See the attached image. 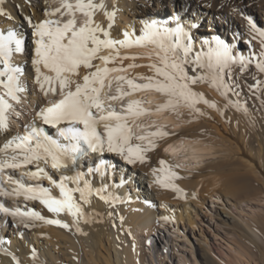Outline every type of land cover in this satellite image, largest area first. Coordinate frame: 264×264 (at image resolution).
I'll return each mask as SVG.
<instances>
[{"label": "bare ground", "instance_id": "bare-ground-1", "mask_svg": "<svg viewBox=\"0 0 264 264\" xmlns=\"http://www.w3.org/2000/svg\"><path fill=\"white\" fill-rule=\"evenodd\" d=\"M40 2L5 0L3 5L12 19L0 16V30L17 31L22 39L20 53L29 49L28 35L30 32L33 35L35 31L27 23V18L31 17L33 23L39 22L46 18V6L51 5L52 8L59 6L58 0ZM70 2L75 3V0ZM103 2L107 11H115L111 29L112 37L115 39H122V32L125 30L139 34L145 21L156 20L158 23L175 27L176 18L179 17V23L191 37L190 41H185L192 44L189 60L194 59L198 52H206L208 45L204 44V41H212L214 36L236 45L235 51L242 52L245 56L249 55L250 51L257 53L260 51L259 38L252 40L245 17H252L258 26L264 27V0H103ZM77 17L83 19L80 13H77ZM94 18L96 22L105 26L108 23L103 11H97ZM193 24L196 27H193ZM31 39L35 43L37 38L33 35ZM249 40H252L250 45L247 43ZM35 47L34 44L33 54L26 62L13 60V65L22 70L21 81L26 89L22 94L23 100L36 110L37 105L44 106L46 99L42 97L35 83V66L32 64ZM143 49L151 50V59L137 56L131 51ZM121 53L138 57L136 60H124L123 65L126 68L133 63L139 66L125 72H116L109 76V79L120 75L133 79L135 75L154 76V70L148 65L159 64V60L151 46L121 49ZM103 54L108 52L105 51ZM95 63L103 67L102 62ZM119 63L117 61L116 64L108 66H118ZM191 69V64L186 66L189 75L205 74L204 69H197L196 73ZM231 70L242 89L240 101L242 104L247 102V115L234 108L227 109L221 115L216 109L200 103L197 107L204 115H193L187 107H183L180 109L182 116L179 120L173 114L155 112L150 117H142L145 122L154 120L168 125V130L175 135L161 142L157 150L149 152L148 162L145 164L128 165L118 154L107 152L102 154L101 158L108 166L105 180L108 185L107 191L119 197V201L105 203L98 196L91 197V204L84 206L90 214L89 222L81 220L79 232L74 225L62 228L42 221H35L30 227L24 225L19 227L16 223L9 231L5 224L7 216L1 213L0 239L5 240V243L0 245V264H16L10 255L4 254L3 249L14 254L19 264H141L143 257L141 240L145 242L150 237V232L156 228L157 222L162 223L165 221L163 217H168L169 221H176L177 224L187 223L195 227L201 219L202 210L213 197L221 201L220 207L216 208V216L221 223L236 232L243 240L247 238L264 256V247L261 243L264 240V212L254 208L246 211V206L249 207L253 200L260 198L264 193V106L261 105L264 92H258L260 99H257L248 88V85L254 84L252 74H256L262 80L264 76L256 73L254 65L245 73L239 72L238 64ZM83 73L84 70L81 69V74ZM192 88L198 93H203L206 99L216 102L221 109L224 108V98L207 83H198L192 85ZM50 98L51 96L48 97ZM163 99L162 95L154 91H140L126 98L148 101L149 103L144 106L149 108ZM231 99L235 100L237 97L232 95ZM117 104L120 106L119 102ZM23 106L24 120L21 123L14 122L7 137L0 131V147L11 135L22 132V125L32 122L35 111L31 113L33 110L29 106L24 104ZM136 131L139 132L140 129ZM89 156L91 158L81 160V168L85 172L87 171L84 168L85 161L92 166L91 162L94 159L93 155ZM160 159L179 164L187 162L186 159L189 160L185 168L177 170L179 175L184 177L175 182L183 190V195L155 183L152 169L159 168ZM193 163L198 166L194 168ZM25 170L19 169L15 173L11 170L6 171L13 176L15 182ZM55 175L59 177L60 173L57 172ZM88 178L92 179L91 176ZM25 183L35 182L25 180ZM42 183L45 187L50 186L46 179ZM99 186L100 178L97 173L94 187ZM53 194H58V191L54 190ZM18 197L24 199L23 195ZM25 207L34 208L49 219L59 218L68 223L71 221V217L65 214L53 216L38 201H31L22 208ZM14 219L19 222L18 218ZM17 230L21 232L15 236L14 231ZM209 250L207 247L201 249L204 264H223V261L216 259ZM191 260L180 255L177 264H200L195 257Z\"/></svg>", "mask_w": 264, "mask_h": 264}, {"label": "snow or ice", "instance_id": "snow-or-ice-1", "mask_svg": "<svg viewBox=\"0 0 264 264\" xmlns=\"http://www.w3.org/2000/svg\"><path fill=\"white\" fill-rule=\"evenodd\" d=\"M4 4L5 0H0V16L12 19ZM58 4L55 8L46 6V18L39 22L33 23L31 17L27 18L37 38L32 60L35 83L45 98L51 96L52 99H46L43 107L37 105L32 122L22 125V132L11 135L0 147V172L11 170L15 173L26 169L15 179L16 187L12 192L0 191V196L23 195L25 201H38L53 216L65 214L71 217V221L49 219L34 208L13 209L2 202L0 212L18 218L25 227L42 221L62 228L74 225L79 232L81 220L89 222L90 214L84 206L91 204V197L98 196L105 203L119 201V197L107 191L108 166L101 158L102 154H118L128 165L145 164L149 152L157 150L161 142L175 135L168 130V125L154 120L145 122L142 117H150L155 112L173 114L179 120L183 107L193 115H204L197 107L200 103L216 109L221 115L229 108L247 115V102L242 104L240 101L242 89L231 69L238 64L239 72L245 73L254 65L256 73L264 76V27L258 26L252 17H245L252 40L259 38L258 53L250 51L245 56L235 51L236 45L214 36L212 41H204L208 45L206 52H198L189 60L192 44L185 41H190L191 37L179 23V17L175 27L156 20L145 21L139 34L125 30L122 39H115L111 34L115 11H107L103 0H75V3L58 0ZM97 11H103L108 22L106 26L96 22ZM77 13L82 14V20L78 19ZM252 40L247 43L250 45ZM150 46L159 60V64L148 65L154 70V76L138 77L145 83H137L136 79L124 75L109 79L112 73L139 66L133 63L126 68L124 60L138 57L123 55L121 49ZM21 50L22 39L17 31L0 30V131L6 137L12 131L10 117L15 115L18 118L16 105L22 102V94L26 91L21 81L22 70L13 65L14 54ZM105 51L108 54H103ZM147 58H152L151 52L147 53ZM96 61L102 62L103 67ZM117 61L120 62L118 66H108ZM190 64L193 73L204 69L205 74L189 75L186 66ZM252 80L254 84L248 85L249 91L260 99L257 93L264 92V80L256 74H252ZM114 82L117 85L115 94L112 93ZM198 83H207L219 92L225 100L224 108L206 99L203 93L194 91L192 85ZM140 91H154L164 99L150 108L144 106L148 101L126 100ZM232 95L237 99H231ZM261 105L264 106V100ZM136 129L140 132L137 133ZM90 154L94 159L92 166L85 161V172L81 160ZM158 163L159 168L152 169L155 183L183 195V190L175 182L184 178L177 170L187 165L164 159ZM57 172L59 177L55 175ZM97 173L100 186L94 187ZM8 178L12 180L13 176ZM45 179L49 187L43 186ZM25 180L35 183L28 184ZM54 190L58 194H53ZM163 219L167 221L168 217ZM4 243L0 239V245ZM3 251L19 264L14 254L7 249Z\"/></svg>", "mask_w": 264, "mask_h": 264}, {"label": "rangeland", "instance_id": "rangeland-1", "mask_svg": "<svg viewBox=\"0 0 264 264\" xmlns=\"http://www.w3.org/2000/svg\"><path fill=\"white\" fill-rule=\"evenodd\" d=\"M32 1L35 3H41L40 1L42 0ZM32 36V32H30L28 35L30 43L29 49L22 53H16L13 57L14 61L26 62L27 59L32 56L35 44L31 39ZM131 51L137 56L144 57H147V53L151 52L149 49ZM134 77L137 83H145L144 80L138 79V75H135ZM31 113H34V111ZM163 151L165 152V148ZM87 158L91 157L88 156ZM186 161L187 162L184 164L182 163V165H187L189 160L186 159ZM192 165L194 168L198 166L195 163ZM210 199L202 210L201 219L195 227L190 226L187 223L177 224L176 221L169 220L162 223L157 222L156 228L152 229L150 232V237L147 238L145 242L141 240L143 256L141 264H177V259L180 255L186 256L190 261L195 257L200 264H204L201 257V249L204 247H207L208 250L210 249L209 251H212L211 253L216 259H219L220 262L223 261V264H246L244 262H247L248 264H264V256L261 253V250L258 247H254L247 238L243 240V238L236 232L222 224L218 216H216V208L220 207L221 201L216 197ZM30 202V200L25 201V199H21L23 206ZM253 208L254 210L264 212V193L260 198L253 200L249 207L246 206V211L252 210ZM17 223V226H23L20 222ZM5 224L6 229L9 231L14 227V222L11 219H8ZM20 232L21 230L14 231V235L16 236ZM261 243L262 247H264V240L261 241ZM149 244L150 248L148 247Z\"/></svg>", "mask_w": 264, "mask_h": 264}]
</instances>
